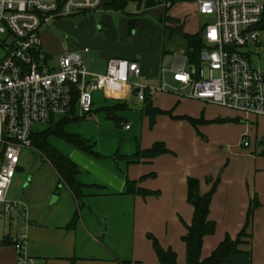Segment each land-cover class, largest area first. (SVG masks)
I'll use <instances>...</instances> for the list:
<instances>
[{
    "label": "crops",
    "instance_id": "0c3cea01",
    "mask_svg": "<svg viewBox=\"0 0 264 264\" xmlns=\"http://www.w3.org/2000/svg\"><path fill=\"white\" fill-rule=\"evenodd\" d=\"M113 1L103 0L101 10L95 13L100 15L103 26L108 25V28L111 26L109 14L123 15L120 19L122 39L118 43H111L99 37L100 40H93L89 46L85 45L73 52L79 54L82 61L83 55L97 56L94 60L97 63L87 69L93 74H104L108 60L117 58L138 63L141 69L139 81L145 86L157 88L163 80L173 85L172 81L165 80V74H170L174 63L169 69L160 72L153 58L161 51L162 32L154 21L166 10L164 1L128 0L122 10L106 9ZM171 1L174 3L169 12L175 4L187 2L192 3L197 11L194 0ZM258 2L264 5V0ZM130 4H133V12L127 11ZM130 18L138 19L134 30L130 29ZM81 21V26L88 27L87 20ZM106 32L107 38L113 36L109 30ZM169 76L171 79V74ZM185 91L189 92V89L178 88V92L148 94L146 101H139L134 92L121 100L102 92L101 98L94 99L89 114L83 115L74 107L69 119L75 121L65 127V132L89 142L93 151L103 158H93L56 138L68 145L58 151L50 143L55 137L48 138V143L56 151L76 165V181L83 186V198L79 203L74 199L45 159L40 166L45 175L42 182H36L33 187L25 183L23 192L18 196L12 195L10 190L8 192V199L18 204V211L9 219L0 217V264H16L12 240L17 231L15 234L6 233V228L12 229L13 220L17 230L21 220L29 223L25 254L34 260V264H160L148 235L157 239L164 250L170 249L176 254V264H186L185 245L181 238L186 234V226L191 224L194 213L192 202L188 201V179L198 181L201 196L210 191L216 179L219 180L209 213V219L216 224V230L213 235L204 238L201 259L209 257L226 236L232 240L237 237L244 227L252 200L257 205L254 208L252 228L249 226L251 230H247V234L250 236L249 242L251 238L253 240L259 236V246L263 250L264 169L254 170L250 188L241 184L239 193L232 196L230 201L226 200V158L220 156L217 159L207 152H201L196 133L188 129L184 131L186 128L175 124L176 120L181 121L183 118L191 122L192 116L178 111L186 101L201 103L203 107L215 105L190 99L189 93L179 95ZM203 112L198 116L201 122L222 120V123H226V113L217 118L204 119ZM112 117L115 118V126ZM248 118L240 117L236 121L244 124ZM49 125L35 134L45 131ZM115 127H123L124 131ZM223 134L226 136V133ZM261 138L256 137L255 141ZM156 143H162L168 153L153 159L127 160L137 149L148 150ZM222 166L224 168L220 170ZM19 171H23V168L19 167ZM127 180L139 182L138 187L157 195H127ZM23 208L24 215L21 213ZM108 211L113 214L121 212L123 217L120 219L111 215L112 219H109ZM129 212L131 223L119 221H129L126 218ZM101 216H105L103 221ZM72 222L73 225L69 227ZM129 225L132 236L127 235L129 238L123 241L122 232L125 226L129 231ZM6 236L9 237V244L5 243ZM121 244H125L126 248H121ZM250 245L251 242L240 247L243 253L225 259L224 264H256L248 252ZM260 264H264V261Z\"/></svg>",
    "mask_w": 264,
    "mask_h": 264
},
{
    "label": "built area",
    "instance_id": "2783aa9c",
    "mask_svg": "<svg viewBox=\"0 0 264 264\" xmlns=\"http://www.w3.org/2000/svg\"><path fill=\"white\" fill-rule=\"evenodd\" d=\"M156 1L167 8L172 2ZM194 1L199 14L215 20L204 28L198 65H187L182 52L175 54L169 71L173 85L163 80L153 88L140 83L141 69L134 61L112 58L104 74H93L79 54L70 52L51 65L42 47V29L54 20L98 12L103 0H0V217L9 219L18 211L7 196L22 151L33 150L37 126L69 118L74 97L75 109L87 115L95 92L116 100L134 92L143 101L146 94L182 88L189 89L190 99L264 119V68H254L249 56L264 29V5L258 0ZM258 143L264 150V136ZM243 146H250L248 140ZM28 228L21 220L12 240L16 264H34L25 254Z\"/></svg>",
    "mask_w": 264,
    "mask_h": 264
},
{
    "label": "rangeland",
    "instance_id": "374dc122",
    "mask_svg": "<svg viewBox=\"0 0 264 264\" xmlns=\"http://www.w3.org/2000/svg\"><path fill=\"white\" fill-rule=\"evenodd\" d=\"M128 12H133V4H130L127 8ZM171 17L179 18L183 21V31L186 34L193 35L198 31L204 29L206 26L213 24L215 22L214 18L209 15H202L197 13L195 6L190 3H177L173 6L171 12L168 13ZM111 17L110 27L108 25L103 26L102 19L100 15L97 13H86L85 15H80L76 17H66L59 20H54L49 22L41 32V41L44 48V51L47 55L52 58L51 65H55L57 60L61 54L70 53L73 51H78L79 48H82L85 45H90L93 40H100L99 37H102L104 40L109 41L111 43H118L122 37V23L120 19L123 15H119L116 13L109 14ZM88 21L87 26H81V20ZM155 24L159 25L162 37L160 38V53L156 56H153L157 62V66L159 71L162 69H169L172 64L175 62L174 55L180 54L181 51L175 50L172 44H167L164 39L163 34V24L159 21L155 20ZM169 26V25H168ZM112 32V37L107 38V32ZM260 42L256 48H251L250 62L254 68H264V57L260 58V54H264V29L260 30ZM166 43V48L171 52H175L174 54H162L163 46ZM97 59V56L94 54L83 55V64L86 69L90 68L91 65L97 63L94 60ZM188 65V63H187ZM165 80L171 81L170 74H165ZM169 84L171 82H168ZM171 92V91H169ZM172 92H178L172 90ZM189 92H180V96L188 95ZM102 92H95L93 94V101L96 98H101ZM182 106L179 107V112L183 114H187L192 116L190 120H193V123L188 121L187 118H183L181 121H175V124L181 125V127L186 128L184 131L190 130L191 132L196 133L198 139L200 140V144H198V148L201 152H207L209 156L216 157L217 159L220 156H224L225 164H226V200H231L232 196L239 193V188L241 184H246L250 188L251 177L254 173L255 169L263 168L264 169V155L263 147L255 141V138H261L264 136V119L255 117H249V122L244 121V124L240 123V121H236L237 118L245 119V116L239 114L238 112L219 109L215 106H207L203 107L201 103L186 101V103H182ZM204 108V112L202 111ZM201 112H203L204 119H208L211 117H219L222 113H226V123H219L216 121H200L198 116L200 117ZM96 114V113H95ZM198 118V119H194ZM113 126H115V121L111 120ZM58 120L54 123L56 124ZM130 123V122H129ZM251 123V125H250ZM226 126V127H225ZM119 131H124L123 127H115ZM37 129L42 131L45 129V125H38ZM183 131V129H181ZM248 131V132H246ZM246 132V133H245ZM223 133H226L224 136ZM158 134V133H157ZM243 136V137H242ZM245 136V137H244ZM245 138V139H243ZM243 140H248L250 143V147L243 146ZM53 143V147L58 151L62 150L65 145L64 142L52 138L50 143ZM45 158L33 150H23L21 154V159L19 163V167L23 168V171H19L16 173V176L12 182L10 187V193L12 195L18 196L24 190L23 185L28 183V187H33L37 183L42 182L45 177L43 168H41V164L44 163ZM224 164V165H225ZM224 166L220 170H222ZM221 173V172H218ZM31 179V181H29ZM244 180V181H242ZM102 202V201H101ZM105 203H103L104 205ZM252 202L250 203V205ZM83 207V204L82 206ZM109 212V211H108ZM130 213V212H129ZM109 219H112L111 215L118 216V218L122 219L123 214L121 212H117L115 214L109 212ZM253 214L254 207L251 213V224L253 223ZM127 220H119L126 221L131 223V213ZM102 221L105 219V216H101ZM109 222L107 225L109 226ZM16 223L14 220L12 221V229L6 228V233L10 232L15 234L17 228H15ZM130 230L128 231L127 226L124 227V231L122 232L123 237L122 240L128 239L129 236H132V228L129 225ZM249 227V232H250ZM252 228V227H251ZM120 233V232H119ZM1 236V230H0ZM121 240V241H122ZM256 240V242H255ZM251 245L249 246V254L252 256L253 262L256 264H260L261 261H264V253L260 248V238L259 236L255 239L250 240ZM249 242V243H250ZM130 246V245H129ZM121 248L125 249L126 245L121 244ZM122 252H124L122 250Z\"/></svg>",
    "mask_w": 264,
    "mask_h": 264
},
{
    "label": "trees",
    "instance_id": "16d2710c",
    "mask_svg": "<svg viewBox=\"0 0 264 264\" xmlns=\"http://www.w3.org/2000/svg\"><path fill=\"white\" fill-rule=\"evenodd\" d=\"M127 1L128 0H114L109 6H106V9L122 10L125 7ZM173 3L171 2V5L168 8L165 7V12L158 18L157 21L163 24V34L166 43L172 44L175 50L181 51L186 57L189 65L197 66L199 62V54L205 47L203 40L204 29L193 35L184 33L183 21L168 15L169 9ZM129 23L130 29L134 30L137 27L138 19L130 18ZM166 43L163 46L162 54H174L176 51L171 52L168 50L165 47ZM147 95L148 94L145 96V101L147 100ZM75 100L76 97H74L72 103V110L74 109ZM111 119L115 120L114 117ZM74 121L75 120L66 117L61 118L56 124H50L45 131L39 134H33L31 138V144L32 148L40 153L46 159V161H48L54 171L58 174L62 183L66 185L74 199L79 203L83 198V186L76 181V175L78 173L76 165L71 160L56 151L48 143L49 137H55L66 142L75 149L92 156L93 158L102 159L103 157L100 154H97L93 151V147L90 146L89 142L82 139L80 136L71 135L65 132V127ZM191 122L193 123V120H191ZM216 122L222 123L223 121L217 120ZM166 153H168L166 147L162 143H156L148 150L141 151L140 149H137V152L132 157L127 158V160H139L141 158L153 159ZM207 181L209 182L210 179ZM218 181L219 180L216 179L212 183L210 191L206 195L201 196L198 192V181L196 179L187 180L188 201L191 203L194 200V196L198 195L199 202L197 205L193 206L194 213L191 224L186 226V234L181 238L185 245L186 264H224L225 259L233 255L243 253L240 250V247L249 245L250 236L247 234V230L251 224L252 209L257 205L255 200H252V204L250 205L246 215L244 227L237 237L232 240L229 236H226L209 257L206 259H201V250L204 238L213 235L216 230V224L209 219V213L210 203L212 196L217 189ZM138 183L139 182L127 180L126 194L140 197L157 195V193L138 187ZM72 225L73 222L69 225V227ZM148 238L152 242L154 253L160 264H176V254L172 250H164L160 246L157 239H155L153 236L148 235ZM122 264H131V262H123Z\"/></svg>",
    "mask_w": 264,
    "mask_h": 264
},
{
    "label": "water",
    "instance_id": "95a60500",
    "mask_svg": "<svg viewBox=\"0 0 264 264\" xmlns=\"http://www.w3.org/2000/svg\"><path fill=\"white\" fill-rule=\"evenodd\" d=\"M190 70H193V67H191ZM198 202H199V196L198 195H195L194 196V200L192 201L191 204H192V206H195V205H197ZM5 243H7V244L10 243V240H9V237L8 236H6V238H5Z\"/></svg>",
    "mask_w": 264,
    "mask_h": 264
}]
</instances>
